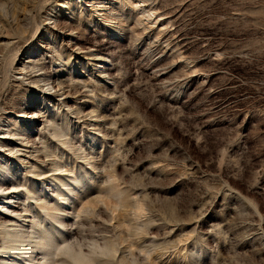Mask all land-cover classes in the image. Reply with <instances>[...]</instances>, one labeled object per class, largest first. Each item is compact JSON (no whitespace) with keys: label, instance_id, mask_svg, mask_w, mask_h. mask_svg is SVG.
Segmentation results:
<instances>
[{"label":"rangeland","instance_id":"374dc122","mask_svg":"<svg viewBox=\"0 0 264 264\" xmlns=\"http://www.w3.org/2000/svg\"><path fill=\"white\" fill-rule=\"evenodd\" d=\"M0 264H264V0H0Z\"/></svg>","mask_w":264,"mask_h":264},{"label":"bare ground","instance_id":"6f19581e","mask_svg":"<svg viewBox=\"0 0 264 264\" xmlns=\"http://www.w3.org/2000/svg\"><path fill=\"white\" fill-rule=\"evenodd\" d=\"M97 5H98V3H97ZM101 6V5H100ZM99 7V6H98ZM103 11V10H102ZM57 231V230H56ZM3 232V231H2ZM6 237H8V236H6ZM4 239H5V237H4ZM7 244V243H6ZM8 248H6V249H4V250H7ZM69 250V249H68ZM69 252V251H68Z\"/></svg>","mask_w":264,"mask_h":264}]
</instances>
